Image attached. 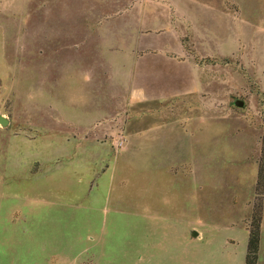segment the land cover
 Returning a JSON list of instances; mask_svg holds the SVG:
<instances>
[{
  "label": "rangeland",
  "instance_id": "obj_1",
  "mask_svg": "<svg viewBox=\"0 0 264 264\" xmlns=\"http://www.w3.org/2000/svg\"><path fill=\"white\" fill-rule=\"evenodd\" d=\"M0 115V204L107 198L43 244L130 264L147 221L152 264H243L261 199L264 264V0H0Z\"/></svg>",
  "mask_w": 264,
  "mask_h": 264
},
{
  "label": "crops",
  "instance_id": "obj_2",
  "mask_svg": "<svg viewBox=\"0 0 264 264\" xmlns=\"http://www.w3.org/2000/svg\"><path fill=\"white\" fill-rule=\"evenodd\" d=\"M137 67L138 65L135 64L136 72L138 71ZM146 119L135 118L131 123V127H133L131 128V132H133V134L139 133L142 127H148L149 124L144 122ZM3 197L5 202L0 204V210L3 212L2 216L4 219H2V224L0 225V233L5 234L3 245L7 247L10 245L11 250L3 256H0V264H104L101 260V242L99 237L96 238L95 236L97 232L101 231L100 227L97 229L94 228L93 236L89 234L88 241H90V236H92L93 243L85 245H83V243L76 244L73 238L70 240L67 238L65 245L60 248L53 247L51 245L52 243L48 245L43 244L41 242V234L67 231L68 227H70L69 224H71L74 219L73 216L74 213H76V209H86L85 215H91L92 213L98 215V211L102 210L105 199H107L105 196H77L75 198H66V200H62L63 202H58V198H49V200H47L48 198L42 199L43 197L40 198L39 196ZM133 197L131 202L133 203V201H135L133 206L135 205L136 207V215L141 216L144 211H147V203L152 196ZM21 198H24L28 203L29 200L33 202L25 206L11 205V202L15 200L21 201ZM145 216H147V214ZM51 222H54L59 228L56 229ZM93 222L94 219L91 217L90 223ZM17 224L19 226H16ZM135 231L145 234L146 238L142 249L138 247L137 244L135 245L134 251L137 257L133 258V262H130V264H152V257H150L152 251L151 243L148 244V242H152V240H150L148 234L153 232V227L148 225L146 221L144 226L140 228L137 227ZM197 234L200 235L201 231ZM16 249L19 251L15 252ZM261 251L262 244L260 235L257 264L261 262ZM53 253H56L55 256L52 255ZM145 257L147 259L143 260ZM110 264L115 263L111 260ZM226 264H228V262H226Z\"/></svg>",
  "mask_w": 264,
  "mask_h": 264
},
{
  "label": "trees",
  "instance_id": "obj_3",
  "mask_svg": "<svg viewBox=\"0 0 264 264\" xmlns=\"http://www.w3.org/2000/svg\"><path fill=\"white\" fill-rule=\"evenodd\" d=\"M256 184L259 187V193H262L264 186V158L262 163L259 165ZM261 206V199H259V202L257 199V202L254 203L250 217V224L248 227V242L244 264H257L260 242V222L262 216Z\"/></svg>",
  "mask_w": 264,
  "mask_h": 264
},
{
  "label": "water",
  "instance_id": "obj_4",
  "mask_svg": "<svg viewBox=\"0 0 264 264\" xmlns=\"http://www.w3.org/2000/svg\"><path fill=\"white\" fill-rule=\"evenodd\" d=\"M242 104H243V102H242L241 100H237V101L235 102V105H236V106H239V107H241ZM7 123H8L7 118H5L4 116L0 115V124H1V125H6Z\"/></svg>",
  "mask_w": 264,
  "mask_h": 264
},
{
  "label": "built area",
  "instance_id": "obj_5",
  "mask_svg": "<svg viewBox=\"0 0 264 264\" xmlns=\"http://www.w3.org/2000/svg\"><path fill=\"white\" fill-rule=\"evenodd\" d=\"M118 144H122V142L120 141V142H118Z\"/></svg>",
  "mask_w": 264,
  "mask_h": 264
}]
</instances>
